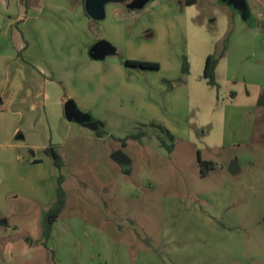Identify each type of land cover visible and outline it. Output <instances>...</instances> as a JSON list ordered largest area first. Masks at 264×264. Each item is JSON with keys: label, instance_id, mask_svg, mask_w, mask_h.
I'll use <instances>...</instances> for the list:
<instances>
[{"label": "rangeland", "instance_id": "1", "mask_svg": "<svg viewBox=\"0 0 264 264\" xmlns=\"http://www.w3.org/2000/svg\"><path fill=\"white\" fill-rule=\"evenodd\" d=\"M248 22L223 0L111 1L103 20L84 0H0V93H13L18 68L21 92L35 69L43 88L0 111V264H264V27ZM107 40L114 51L94 56ZM211 54L219 88L204 77ZM63 98L104 124L100 135L69 121ZM50 143L67 204L47 235Z\"/></svg>", "mask_w": 264, "mask_h": 264}, {"label": "trees", "instance_id": "2", "mask_svg": "<svg viewBox=\"0 0 264 264\" xmlns=\"http://www.w3.org/2000/svg\"><path fill=\"white\" fill-rule=\"evenodd\" d=\"M113 1L121 2V3L125 4V6H126L127 3L130 2L131 0H113ZM196 2H197V0H186L187 5H192V4H195ZM249 23L255 27L260 26V24L254 22L253 18L249 19ZM261 26L264 27V24H261ZM183 59H184L183 72L188 73V71H189L188 62L185 59V57ZM218 62H219V57H217L215 54L209 55L207 57L205 70H204V77L207 79V83L209 85H211L212 87H217V88H219V84L216 80L215 70H216ZM126 64L133 65V66H140V67H144V68H158L159 67L158 62L145 61V60H128V61H126ZM257 102L259 105H264V89L259 94ZM161 129L163 131H165L172 140L174 139V135L172 133H170V131L168 129H166L164 127H161ZM101 132H102V129H99L96 131V134L100 135ZM145 135H146V133L144 131H139L138 133L129 134L125 140L130 139V138L140 140ZM162 145L165 146L169 151H173V149H174L173 143L172 144H166L165 142H163ZM45 151H46V153H48L49 155H51L53 157L54 165L59 170L58 186H57V193H56L55 200L53 201L51 206L44 212V219H45V223L47 226L46 231H47V235H49V233L53 227V224L56 222L57 218L59 217L61 212L66 207L67 192L64 188L65 176L60 171L64 165L63 158L59 155L58 151L56 150L55 146H53V145L46 147ZM199 162H200L201 167L203 168L202 170H204V169L209 170V169L213 168V166H214V162H212V161L200 159ZM122 169L126 174L131 173L130 167H123Z\"/></svg>", "mask_w": 264, "mask_h": 264}, {"label": "water", "instance_id": "3", "mask_svg": "<svg viewBox=\"0 0 264 264\" xmlns=\"http://www.w3.org/2000/svg\"><path fill=\"white\" fill-rule=\"evenodd\" d=\"M113 0H84V6L87 14L90 18L94 20H103L106 17V5ZM150 0H131L127 3L126 7L131 10L143 8ZM227 5L239 10L243 19H248L250 16L249 5L247 0H223ZM105 47L108 48V52L111 53L114 51L110 43L107 41L97 42L92 48L91 52L96 57H101ZM105 56V54H104ZM4 105V100L0 96V107ZM64 113L65 117L69 121H75L77 123L83 124L87 127H90L94 130H99L104 124L100 121H92L90 114L83 112L77 105L74 99H69L64 104ZM23 137V136H18ZM112 159L121 165H128L130 163L129 158L121 151H115L111 155ZM229 169L232 173H237L239 167L237 162L233 161L229 165Z\"/></svg>", "mask_w": 264, "mask_h": 264}, {"label": "crops", "instance_id": "4", "mask_svg": "<svg viewBox=\"0 0 264 264\" xmlns=\"http://www.w3.org/2000/svg\"><path fill=\"white\" fill-rule=\"evenodd\" d=\"M177 1L180 4L181 3L184 4L186 7L189 6V5L186 4V0H177ZM247 3L249 5L250 16H249L248 19H246V21H249L250 18H253L254 22H256V23H258L260 25L264 24V0H247ZM84 9H85V6H84ZM128 10L134 11V10H131V9H128ZM86 14H87V12H86ZM234 17L235 16H233V19H234ZM17 18H18V21H21V12H20V14L18 15ZM14 41H15V45L18 46L19 48H21V46H24V43H23L22 38H21V34L19 32L14 33ZM1 42H2V39L0 37V43ZM111 44L112 43H110V45ZM33 72H34L33 75H36V74L38 75V73H39V76H33V80H35L37 78L38 83L36 85H34L32 79H31V83H28L27 89H24V91L21 92L22 91L21 90V79H20L21 78V68L17 69V72L14 75V78H12V81H13V84H14L13 87H12L13 93H10V94H7V95H5V94L3 95L2 93H0V96L4 100V105L2 107H0V111L5 109L6 107H9V108H14L15 106L20 107L21 104L27 103V101L29 99H32V98L36 99V98H39V96L40 97L42 96L43 88L41 86V83L39 82V79H40V77L42 75H40V71L37 70V69L33 70ZM64 102H66L65 99H64ZM257 104H258V102H257ZM260 106L264 107V105H260ZM63 111H64V105H63ZM64 116H65V113H64ZM172 134L174 135V133H172ZM18 136H23V137H18ZM15 138L17 140H23L25 138V136L21 132H18ZM50 145H53V144L50 143L48 146H50ZM46 147H47V145L44 147V150H45ZM35 162H37V161L34 160V163Z\"/></svg>", "mask_w": 264, "mask_h": 264}, {"label": "flooded vegetation", "instance_id": "5", "mask_svg": "<svg viewBox=\"0 0 264 264\" xmlns=\"http://www.w3.org/2000/svg\"><path fill=\"white\" fill-rule=\"evenodd\" d=\"M95 120V118H92V121H94Z\"/></svg>", "mask_w": 264, "mask_h": 264}]
</instances>
